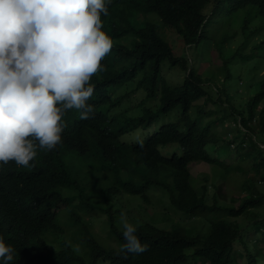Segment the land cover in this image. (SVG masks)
Here are the masks:
<instances>
[{"label": "trees", "instance_id": "trees-1", "mask_svg": "<svg viewBox=\"0 0 264 264\" xmlns=\"http://www.w3.org/2000/svg\"><path fill=\"white\" fill-rule=\"evenodd\" d=\"M224 1L233 11L251 6L264 17V0ZM221 4L108 0L107 14L100 18L112 44L100 61L102 70L89 80L91 114L81 119L79 110L66 109L60 142L50 150L37 148L30 166L0 163V237L13 246L9 264H264V190L257 188L264 185V79L245 108L227 99L234 121L227 125L239 138L227 144L236 151L232 156L243 160H220L209 148L225 143L217 130L221 120H205L198 106L204 99L221 103L220 87L207 90L210 79L189 58L177 56L168 41L173 30L181 47L199 44L208 17L219 14ZM164 64L183 73L180 86L170 85ZM120 89L125 95L116 96ZM138 92L143 98L134 100ZM125 98L142 105L140 113L112 116ZM150 100L157 102L154 108L145 105ZM197 165L220 170L226 179L238 175L233 183L245 196L220 204L227 198L223 186L207 173L195 186ZM242 167L253 173L239 177ZM152 188L164 192L163 210L149 215L145 207L150 221L135 224L144 250L129 252L121 248L122 230L109 199L123 195L148 206ZM62 211L74 223V246L63 239L53 250L43 235L61 232ZM97 211L106 215L117 245L102 244L92 231L86 215ZM258 245L261 252L254 249Z\"/></svg>", "mask_w": 264, "mask_h": 264}, {"label": "clouds", "instance_id": "clouds-1", "mask_svg": "<svg viewBox=\"0 0 264 264\" xmlns=\"http://www.w3.org/2000/svg\"><path fill=\"white\" fill-rule=\"evenodd\" d=\"M108 0H0V163L30 166L36 149L61 139L66 109L86 119L92 74L112 41L101 28ZM264 147V146H262ZM232 148V145H231ZM123 243L143 252L136 226L120 213ZM14 249L0 237V264Z\"/></svg>", "mask_w": 264, "mask_h": 264}, {"label": "rangeland", "instance_id": "rangeland-1", "mask_svg": "<svg viewBox=\"0 0 264 264\" xmlns=\"http://www.w3.org/2000/svg\"><path fill=\"white\" fill-rule=\"evenodd\" d=\"M208 18L209 22L203 29V39L199 44L188 48L182 44L181 47L180 44L177 43L178 36L173 30L170 31L168 35L169 40L168 38L167 40L174 42L175 45L172 44V47L174 51L177 52V56L180 55L189 58V61L191 60L193 62V66L199 69L204 77L210 79L206 85L207 90L211 88V90H213L214 86L220 87L222 95L221 103L215 104L213 100L205 99L198 103L199 108L203 110L202 118L205 120L220 118L221 120V124H219L221 126H218L217 130L225 143L218 145V149L216 146H210L209 150L215 152L220 160H225L227 158L229 163L235 161L241 162L243 159H237V155L232 156L236 151H234L235 149L232 150L231 146L228 147L227 144V140H231V142L235 143L239 141V138H234V135L237 134L238 131L236 129L231 131V128L227 125L228 122H234L233 118L228 116L230 109L227 99L232 104L236 103L238 109L245 108L248 100L257 93L259 82L264 79V47L262 46L264 41V17L257 9L251 6L240 11H233L231 7H227L225 1L222 0L219 14L216 11ZM223 63L226 65L223 66ZM162 70L170 85L180 86L182 84L181 80L183 78V73L179 68L169 69L168 65L164 64ZM126 86L127 85H124L123 87ZM120 94L125 95V89L117 90L116 96ZM226 95H228V97ZM138 98H143L142 94L139 92L134 100ZM156 104V101L151 100L145 102V105L151 108H154ZM141 106L142 105L136 104V102L133 103L130 99L128 100V98H125L119 107L111 111V115L113 116L126 110L137 115L140 113ZM222 116H226L229 120ZM229 133H231V135H229ZM246 142L248 143V140H246ZM215 147L216 151H214ZM230 158H232V161ZM240 170L241 173L243 172V175H239L241 178L245 177V175L249 177L253 173L250 167H242ZM219 172L221 171L211 169L209 166H194L192 175L195 186L198 187L202 183L201 178L207 173L212 183H217V185L222 184L223 186V192H225L224 196H227V198L225 199L223 197V199L219 201L220 204L223 205L227 203L232 196L235 197L236 200L245 196V194H240L239 191L236 190V185L233 183V180L237 178L238 175L226 179L219 177ZM256 180V183L260 182V178H256ZM257 188L264 190V185L259 183ZM209 191L213 193L215 189L211 188ZM149 196L150 203L148 206L144 205L143 207L139 205L141 201L139 202V200L128 198L127 196L118 195L110 198L109 202L111 201L113 204L112 211L116 216V225L120 226L121 211L124 212L129 222L134 225L150 221L146 213L148 212L150 215L153 214L155 209L163 208L164 192L158 188H152L151 192H149ZM238 203L239 201L235 204ZM66 214L67 211H62L59 216L62 227L61 232L48 231L43 235L45 241L53 250L60 249L58 245L63 239L69 240L73 245L72 239L75 234V227L74 223H71L67 219ZM79 214L82 215V217L84 215L82 212ZM86 218L89 219L88 221L91 223L92 231L98 235V240L102 244L117 245L110 233V225L106 215L97 211L92 215L87 214ZM132 220H134V222ZM238 222L243 225L247 223L243 218H240ZM249 246H254L253 242H249ZM261 248L263 247L258 245L257 248L254 249L260 251ZM190 262L193 263L192 260H190Z\"/></svg>", "mask_w": 264, "mask_h": 264}]
</instances>
